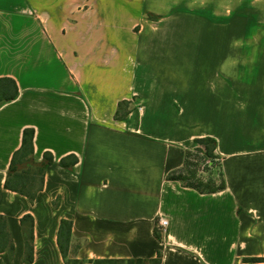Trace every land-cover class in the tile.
I'll return each mask as SVG.
<instances>
[{"label": "crops", "instance_id": "obj_1", "mask_svg": "<svg viewBox=\"0 0 264 264\" xmlns=\"http://www.w3.org/2000/svg\"><path fill=\"white\" fill-rule=\"evenodd\" d=\"M3 76L0 264H264V0H0ZM26 127L53 157L33 199L4 186ZM204 136L212 193L167 178Z\"/></svg>", "mask_w": 264, "mask_h": 264}, {"label": "trees", "instance_id": "obj_2", "mask_svg": "<svg viewBox=\"0 0 264 264\" xmlns=\"http://www.w3.org/2000/svg\"><path fill=\"white\" fill-rule=\"evenodd\" d=\"M18 95V86L16 81L7 76L0 77V105L15 99ZM127 104L123 101L118 104L116 110V117L124 118L127 111L123 112V115L120 114L121 107ZM33 137L34 129L26 127L23 129L21 145L15 150L10 159L7 176L5 179L4 186L12 191H16L20 194L27 196L29 199H33L35 194L41 190L43 180H44V171L46 167L53 163V157L50 152H44L43 158L41 161L36 162L33 158ZM194 142L197 145H202L201 151L206 157H214L216 140L211 136L198 137L194 139ZM191 155L190 151H186L185 158L182 167L177 170L170 171L167 174L168 179L178 180L182 183L183 186L191 187L197 190L200 193H212L219 191L225 187L224 180L221 179L220 184H214L213 181H202L200 178H196V171L192 169V165L189 162V157ZM77 162V157L74 155H69L64 158H61L59 163L64 167H71ZM186 171V172H185ZM182 172H185L183 174ZM5 222L4 218L0 215V239L6 237L5 232ZM71 230V222L68 220H62L58 230V236L60 238V249L65 255V247L63 244L67 242ZM159 236V235H157ZM63 240V241H62ZM3 247V244L0 241V248ZM160 257V254H158ZM252 261H264V258H251ZM156 264L160 263V259L156 258L153 260ZM95 264H119V263H144L142 259H129V260H92ZM80 261L73 260L72 264H79Z\"/></svg>", "mask_w": 264, "mask_h": 264}, {"label": "rangeland", "instance_id": "obj_3", "mask_svg": "<svg viewBox=\"0 0 264 264\" xmlns=\"http://www.w3.org/2000/svg\"><path fill=\"white\" fill-rule=\"evenodd\" d=\"M213 77H216V78H212V77L208 78L209 79L208 84L206 83V80L203 78L202 81L200 82V85L198 86V90L201 89L202 92H205L206 90H211L213 88H216L214 84L216 83L217 76H213ZM220 78H222L221 74H220ZM137 103H138V100H135V99H133L130 103L127 102V104H124L121 107L119 115H123V112L125 111V109L128 110V109H132L133 107L137 106L136 105ZM195 119H196L195 120L196 122H201V121L203 122L204 117H202V115H199ZM198 149L203 150V146L197 145L195 142H193L190 148L186 150V151L191 152V155L189 157V162L193 164L192 169L196 171V178L198 179L200 178V180L204 182L213 181V183L216 185L220 184L221 179H223L222 171L220 168V156L216 154V152L214 151L215 153L214 157H206ZM180 167L178 168L180 169ZM178 168L173 169V170H177ZM185 172H182V173L185 174Z\"/></svg>", "mask_w": 264, "mask_h": 264}, {"label": "built area", "instance_id": "obj_4", "mask_svg": "<svg viewBox=\"0 0 264 264\" xmlns=\"http://www.w3.org/2000/svg\"><path fill=\"white\" fill-rule=\"evenodd\" d=\"M157 224H158L159 229H160L161 231H164L165 228H166V226L168 225V220H167L166 218H164V217H160V218L158 219Z\"/></svg>", "mask_w": 264, "mask_h": 264}]
</instances>
